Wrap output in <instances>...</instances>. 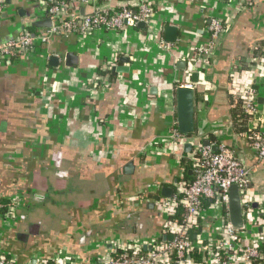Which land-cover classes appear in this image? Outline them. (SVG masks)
Here are the masks:
<instances>
[{"label": "crops", "instance_id": "1", "mask_svg": "<svg viewBox=\"0 0 264 264\" xmlns=\"http://www.w3.org/2000/svg\"><path fill=\"white\" fill-rule=\"evenodd\" d=\"M38 1L0 0V46L20 31L44 29L32 27ZM147 1L154 14L143 27L54 36L32 57L0 63V201L15 194L24 200L13 227L0 219V250L15 264L59 254L97 264L113 241H164V220L152 198L162 197L163 188L175 193L181 160L205 140L224 144L251 170L254 215L264 228V162L235 132L231 116L234 83L250 80L264 125V74H250L264 59V0L245 9L236 0ZM122 5L77 2L75 12ZM211 19L229 27L214 56L197 61L195 48L209 41ZM169 26L177 28L174 42L165 41ZM110 64L115 75L103 86L99 71ZM187 85L195 131L191 148L173 154L161 139L176 128L175 90ZM143 193L149 198L137 200ZM223 214L211 203L199 224L218 226ZM243 229L246 245L262 231L245 223Z\"/></svg>", "mask_w": 264, "mask_h": 264}, {"label": "built area", "instance_id": "2", "mask_svg": "<svg viewBox=\"0 0 264 264\" xmlns=\"http://www.w3.org/2000/svg\"><path fill=\"white\" fill-rule=\"evenodd\" d=\"M97 0H40L36 7L37 19H50L49 28L40 29L39 33L20 31L14 39L0 46V63L23 61L32 57L36 51L47 44L54 36L91 35L100 32H117L128 26L140 23L147 24L154 14V5L147 0L136 1L131 9L130 0H119L122 6L116 11L95 7L88 15L75 12V3L82 5ZM104 1V0H101ZM259 0H236L240 9H245ZM228 25L218 19H211L208 26L209 41L195 48L197 61L210 60L217 49L219 41L228 30ZM114 64L103 66V74L97 81L109 86V74ZM251 67V66H248ZM264 74V59L255 69ZM249 80L244 84L233 85L232 96L239 99L243 115L248 119L246 131L242 134L248 140V146L257 160L264 162V125L260 124V109L257 103V90ZM97 85V84H95ZM191 88L190 85L184 86ZM190 139L181 135L177 128L172 127L161 139V143L169 153L177 154L179 149L189 143ZM198 145L188 155L191 162L189 171L191 181L184 178L185 169L180 162L179 180L175 185V193L166 199L155 195L152 203L156 211L163 217L162 236H171L170 241H161L159 237L148 240H136L129 243L116 240L111 242L108 256L101 258L97 264H196L191 260L192 254L200 255L197 264H263V252L259 249L264 245V228L260 219L254 215L253 203L255 191L251 188V170L246 167L224 144ZM179 158H177V162ZM237 186L240 205L245 224L252 229L261 228L251 238V244L243 242V232H239L228 220L227 204L229 189ZM156 193V192H155ZM153 193V194H155ZM149 194L143 193L137 200H147ZM211 201L212 205L223 211L218 226H203L200 229L198 216L202 204ZM24 204L18 195L8 197L0 202V219L6 228L13 227ZM184 210V217H177L178 210ZM226 211V213H225ZM200 229L194 240L189 237L190 231ZM256 232V230H255ZM208 233L211 235L208 236ZM206 241H208L206 243ZM258 259L263 262H257ZM91 264L73 259L70 256L58 255L50 260H40L38 264ZM16 258L0 250V264H15ZM93 264V263H92Z\"/></svg>", "mask_w": 264, "mask_h": 264}, {"label": "water", "instance_id": "3", "mask_svg": "<svg viewBox=\"0 0 264 264\" xmlns=\"http://www.w3.org/2000/svg\"><path fill=\"white\" fill-rule=\"evenodd\" d=\"M51 25L50 19L37 20L32 23L33 28H49ZM144 24L140 23L139 27H143ZM177 28L169 26L165 29L166 42H174L176 37ZM51 64L55 65L56 59L53 57L50 59ZM119 71V69H115ZM196 75H193V79L195 80ZM175 99H176V128L177 131L184 136H190L194 133V95L192 88L179 86L175 90ZM203 146H208L209 141H203ZM191 148L189 143L185 144L183 149L187 151ZM213 151L217 150V146L212 147ZM242 163H244L242 161ZM162 197L169 199L172 196L173 190L170 188L162 189ZM228 217L230 224L235 229H243L244 228V219L242 215L241 205H240V197L238 193L237 186L233 185L229 189V199L227 204ZM164 241L171 240L172 237H164L162 238Z\"/></svg>", "mask_w": 264, "mask_h": 264}, {"label": "trees", "instance_id": "4", "mask_svg": "<svg viewBox=\"0 0 264 264\" xmlns=\"http://www.w3.org/2000/svg\"><path fill=\"white\" fill-rule=\"evenodd\" d=\"M130 6H131V9L135 10V7L134 6H132V5H130ZM261 44H263L262 46H264V43H261ZM262 46L259 47L257 49V51H260L261 48H262ZM258 53H263V49L260 52H258ZM99 74H103V72L102 71H99ZM108 74H109V77H111V78L114 77V75H115V73L114 72H111V71L108 72ZM231 104L234 106L233 107V113L231 115L232 116L233 128H234V130H235V132L237 134L242 135L246 131L248 119H247V117L245 115H243L242 107H241V103H240L239 99H237V98H235V97L232 96V102H231ZM185 137L186 138H189L190 136H185ZM181 164H182V166L185 169V173H184L185 180L191 181L192 176H190L189 173H188V170L190 168L191 162L188 159H182L181 160ZM0 202H4V201H0ZM210 204H211V201H205L202 204V208H205V207H207ZM225 213H226V211H225ZM177 217L179 219H182L184 217V210H182L181 208H179ZM199 228L201 229L202 226L200 225ZM199 230L198 229H195V230H191L190 231L189 237H190L191 240H194L195 236L199 233ZM243 230L244 229H239L238 231L239 232H242ZM259 249L261 250V252H263V255H264V245L261 246ZM263 258H264V256H263ZM199 259H200V255H198V253H195L194 252L192 254V256H191L192 262L197 264L199 262ZM263 260L261 259V261H260L258 259L257 262H263ZM48 264H52V263L49 262Z\"/></svg>", "mask_w": 264, "mask_h": 264}]
</instances>
